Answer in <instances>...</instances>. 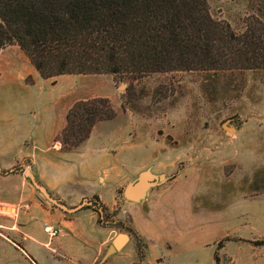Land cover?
Returning <instances> with one entry per match:
<instances>
[{
  "label": "rangeland",
  "instance_id": "obj_1",
  "mask_svg": "<svg viewBox=\"0 0 264 264\" xmlns=\"http://www.w3.org/2000/svg\"><path fill=\"white\" fill-rule=\"evenodd\" d=\"M206 1L238 32L252 17L264 20V0ZM1 50L2 121L30 114L32 103L42 127L60 107L102 97L115 110L111 130L124 137L117 146L144 145L133 165L147 159L141 172L159 178L138 205L155 212L141 228L158 226L149 264H264V68L62 74L31 84L13 67L31 64L24 51L15 43ZM126 214L102 211V220L134 237Z\"/></svg>",
  "mask_w": 264,
  "mask_h": 264
},
{
  "label": "trees",
  "instance_id": "obj_2",
  "mask_svg": "<svg viewBox=\"0 0 264 264\" xmlns=\"http://www.w3.org/2000/svg\"><path fill=\"white\" fill-rule=\"evenodd\" d=\"M7 43L17 44L43 78L264 68V20L252 17L238 32L213 18L206 0H0V50ZM114 116L107 98L77 102L57 140L65 151L76 149L97 121ZM126 230L137 243L132 264H149L147 245L133 227Z\"/></svg>",
  "mask_w": 264,
  "mask_h": 264
},
{
  "label": "crops",
  "instance_id": "obj_3",
  "mask_svg": "<svg viewBox=\"0 0 264 264\" xmlns=\"http://www.w3.org/2000/svg\"><path fill=\"white\" fill-rule=\"evenodd\" d=\"M13 63L7 67L17 68L16 74L21 78L31 75V84L49 82L32 64ZM30 104L28 115L4 121L0 118V264H132L137 243L128 234L121 249L104 259L116 235L125 232L109 222L98 221L102 212L94 208V196L109 213L119 207L127 213L129 225L146 241L148 255L149 239L158 234V226L145 231L141 225L155 212L141 211L138 205L142 201H129L123 195L132 174L149 167L147 159L133 165L134 153L144 145L117 146L118 138L124 137L111 130L113 118L97 121L78 148L65 151L57 135L65 126L70 106L54 110L47 122L38 127L37 109ZM16 167L29 168L49 194L67 208L79 207L85 199L91 202L85 206L91 208L82 206L67 212L49 203L22 169L13 171ZM131 205L136 206L133 211ZM45 227L58 228L59 232L50 236Z\"/></svg>",
  "mask_w": 264,
  "mask_h": 264
},
{
  "label": "water",
  "instance_id": "obj_4",
  "mask_svg": "<svg viewBox=\"0 0 264 264\" xmlns=\"http://www.w3.org/2000/svg\"><path fill=\"white\" fill-rule=\"evenodd\" d=\"M25 176L30 180V182L52 203L55 205L61 207L63 210L67 212H74L76 209L85 206L90 205V201L88 199H85L79 207L76 208H67L64 204H62L59 200L53 198L49 192L43 187L34 177V175L29 171H24ZM157 176L149 173L147 170L140 172L135 178H133L129 183L125 186L123 189V195L124 197L133 202H141L145 199L146 195L148 194L149 189L156 185ZM98 212H102L101 209H99ZM128 239V235L126 233H118L116 237L113 239L111 245L108 247L107 252L104 256V259L123 246L125 241ZM103 259V260H104Z\"/></svg>",
  "mask_w": 264,
  "mask_h": 264
},
{
  "label": "built area",
  "instance_id": "obj_5",
  "mask_svg": "<svg viewBox=\"0 0 264 264\" xmlns=\"http://www.w3.org/2000/svg\"><path fill=\"white\" fill-rule=\"evenodd\" d=\"M44 231L50 236H55L56 234H58L59 229L53 227H45Z\"/></svg>",
  "mask_w": 264,
  "mask_h": 264
}]
</instances>
